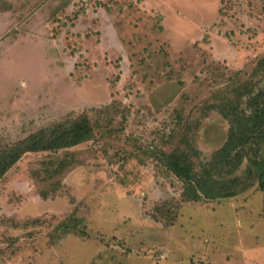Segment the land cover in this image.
<instances>
[{
  "label": "rangeland",
  "instance_id": "1",
  "mask_svg": "<svg viewBox=\"0 0 264 264\" xmlns=\"http://www.w3.org/2000/svg\"><path fill=\"white\" fill-rule=\"evenodd\" d=\"M263 59L264 0H0V147L87 109L97 127L0 180V264H264V193L180 206L160 162L209 161L211 106Z\"/></svg>",
  "mask_w": 264,
  "mask_h": 264
},
{
  "label": "trees",
  "instance_id": "2",
  "mask_svg": "<svg viewBox=\"0 0 264 264\" xmlns=\"http://www.w3.org/2000/svg\"><path fill=\"white\" fill-rule=\"evenodd\" d=\"M259 65L261 73L264 59ZM261 84L260 80L254 84L243 82L237 73L230 87L234 95L224 93L211 106L229 128L225 143L209 161H202L190 142L187 149L160 155L162 165L183 185L180 206L234 199L253 187L264 193V84ZM92 111L95 109H87L1 146L0 180L26 155L57 154L91 141L97 128L87 113ZM59 169L49 165V171L59 172ZM82 236H86L84 231Z\"/></svg>",
  "mask_w": 264,
  "mask_h": 264
}]
</instances>
